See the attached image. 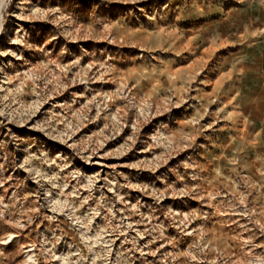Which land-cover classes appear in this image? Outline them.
Returning <instances> with one entry per match:
<instances>
[{"label":"rangeland","instance_id":"374dc122","mask_svg":"<svg viewBox=\"0 0 264 264\" xmlns=\"http://www.w3.org/2000/svg\"><path fill=\"white\" fill-rule=\"evenodd\" d=\"M0 264H264V0H0Z\"/></svg>","mask_w":264,"mask_h":264}]
</instances>
